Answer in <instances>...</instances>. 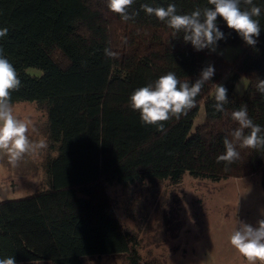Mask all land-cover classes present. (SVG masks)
<instances>
[{"label": "trees", "instance_id": "trees-1", "mask_svg": "<svg viewBox=\"0 0 264 264\" xmlns=\"http://www.w3.org/2000/svg\"><path fill=\"white\" fill-rule=\"evenodd\" d=\"M170 3L180 14L211 7L207 0H134L128 14L138 15L124 21L107 0H0V29L9 30L0 48L21 80L10 102L34 103L45 111L53 151L44 163L48 187L0 200V258L82 264L86 257L128 254L130 263L138 264L135 239L108 192L114 183L257 174L264 189V149L237 144L239 159L217 162L225 136L239 126L232 111L247 105L249 118L264 127V95L256 89L257 77L264 79V0H253L261 8L255 47L217 18L226 36L218 46L241 47L230 62L208 49L195 51L182 33L174 37L165 22L141 8ZM105 48L118 55L106 56ZM207 60L215 75L187 115L164 122L163 132L141 122L129 104L137 88L168 72L195 82ZM30 67L39 73L28 72ZM241 77L247 85L238 95ZM214 84L228 89L225 112L214 108Z\"/></svg>", "mask_w": 264, "mask_h": 264}, {"label": "rangeland", "instance_id": "rangeland-1", "mask_svg": "<svg viewBox=\"0 0 264 264\" xmlns=\"http://www.w3.org/2000/svg\"><path fill=\"white\" fill-rule=\"evenodd\" d=\"M240 48L228 44L218 46L214 53L230 62ZM27 71L39 73L31 67ZM246 85L247 79L241 77L236 94L241 95ZM11 105L14 116L29 123V139L45 140L47 147L37 154H26L15 165L0 152V200L48 187L44 163L47 155L53 154L45 111L30 102ZM199 112L197 121L203 116L202 108ZM258 179L257 174H251L212 181L185 174L176 183L150 179L126 186L114 183L108 192L120 222L135 239L138 264H248L229 237L241 222L256 227L264 219V189ZM82 264L131 263L128 254H117L86 257Z\"/></svg>", "mask_w": 264, "mask_h": 264}, {"label": "clouds", "instance_id": "clouds-1", "mask_svg": "<svg viewBox=\"0 0 264 264\" xmlns=\"http://www.w3.org/2000/svg\"><path fill=\"white\" fill-rule=\"evenodd\" d=\"M211 7H197L190 13H178L177 6L170 3L167 7L141 5L148 15H154L165 22L176 37L182 33L183 41L190 43L195 51L208 49L216 52L218 42L225 40V33L218 26L220 17L227 27L234 30L244 43L255 47L260 35V22L255 17L261 15V8L254 5L253 0H207ZM134 0H107L108 9L119 14L122 20L128 21L138 13L128 14ZM250 7L242 8L241 4ZM8 28L0 29V38L8 34ZM105 55L115 58L118 54L105 48ZM215 67L211 64L204 67L195 82L181 81L174 72L160 76L154 83L137 88L129 97V104L140 114L145 125L156 126L163 132L164 122L182 115L195 107L196 97L201 93L205 83L212 80ZM21 80L17 70L4 56L0 48V152H4L9 163L15 165L26 154H37L47 147L45 140L33 142L29 139V123L18 119L13 114L11 93L19 90ZM214 108L217 112H225L229 102L228 89L223 84H214ZM257 91L264 95V79L257 77ZM231 118L238 122V127L225 136L223 144L225 152L217 157V162L232 164L240 157L239 148L264 149V127L255 124L248 115L247 105L231 113ZM245 130H249L247 133ZM256 227L248 223H240L229 237L230 244L243 256L248 264H264V219L257 222ZM0 264H16L14 257L0 258Z\"/></svg>", "mask_w": 264, "mask_h": 264}]
</instances>
